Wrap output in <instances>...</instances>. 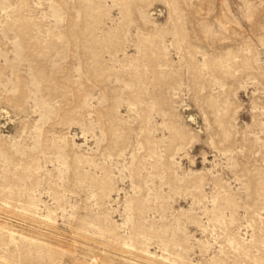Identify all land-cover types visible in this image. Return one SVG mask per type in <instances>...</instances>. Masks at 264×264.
Masks as SVG:
<instances>
[{
  "label": "rangeland",
  "instance_id": "rangeland-1",
  "mask_svg": "<svg viewBox=\"0 0 264 264\" xmlns=\"http://www.w3.org/2000/svg\"><path fill=\"white\" fill-rule=\"evenodd\" d=\"M0 264H264V0H0Z\"/></svg>",
  "mask_w": 264,
  "mask_h": 264
}]
</instances>
